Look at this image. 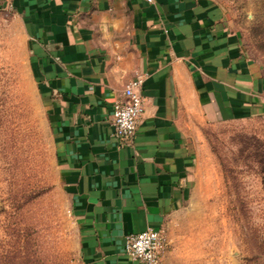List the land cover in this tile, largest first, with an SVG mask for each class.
<instances>
[{
	"label": "crops",
	"instance_id": "0c3cea01",
	"mask_svg": "<svg viewBox=\"0 0 264 264\" xmlns=\"http://www.w3.org/2000/svg\"><path fill=\"white\" fill-rule=\"evenodd\" d=\"M0 23L38 95L79 264H146L124 235L164 225L182 200L197 121L264 116L262 62L212 0H0ZM137 71L144 111L120 143L108 118Z\"/></svg>",
	"mask_w": 264,
	"mask_h": 264
},
{
	"label": "rangeland",
	"instance_id": "374dc122",
	"mask_svg": "<svg viewBox=\"0 0 264 264\" xmlns=\"http://www.w3.org/2000/svg\"><path fill=\"white\" fill-rule=\"evenodd\" d=\"M212 1L264 66V0ZM10 28L0 23V264H79L38 95ZM192 133L194 176L166 219L161 264H264V116L197 121Z\"/></svg>",
	"mask_w": 264,
	"mask_h": 264
},
{
	"label": "built area",
	"instance_id": "2783aa9c",
	"mask_svg": "<svg viewBox=\"0 0 264 264\" xmlns=\"http://www.w3.org/2000/svg\"><path fill=\"white\" fill-rule=\"evenodd\" d=\"M151 1V0H149ZM146 72L137 71L126 81L122 97L113 102L111 115L108 118V132L120 143H131L138 121L144 111V97L141 87ZM167 246V231L164 225L146 226L124 235V251L131 258L146 264H161Z\"/></svg>",
	"mask_w": 264,
	"mask_h": 264
}]
</instances>
